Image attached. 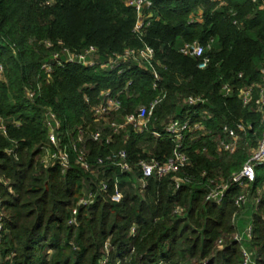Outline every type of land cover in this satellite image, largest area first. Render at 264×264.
<instances>
[{"label": "trees", "instance_id": "trees-1", "mask_svg": "<svg viewBox=\"0 0 264 264\" xmlns=\"http://www.w3.org/2000/svg\"><path fill=\"white\" fill-rule=\"evenodd\" d=\"M127 1L0 0V264H242L241 247L253 264H264V164L256 166L246 190L232 183L249 157L247 148H256L263 133L257 89L248 106L240 91L262 85L264 0H149L139 33ZM192 42L210 43L205 69L198 68L201 59L179 52ZM91 47L93 66L66 63V51L82 54ZM145 47L153 50L148 64L101 67ZM104 91L121 108L97 121L92 110ZM191 98L202 102L190 104ZM155 102L141 133L128 127L110 145L85 135L88 162L124 150L130 173L111 166L86 172L73 154L65 173L41 165L47 112L60 121L58 137L69 145L81 130L110 134L108 123ZM171 121L190 124L180 143L186 164L140 182L139 162L162 164L172 157L176 143L165 132ZM237 123L246 131L230 155L219 142L226 141L223 128ZM101 181L105 194L97 189ZM223 184L219 204L205 200ZM115 187L119 203L109 200ZM89 193L96 194L94 202L77 206ZM242 193L248 201L237 208ZM248 227L250 237L243 236ZM235 235L243 241H234Z\"/></svg>", "mask_w": 264, "mask_h": 264}, {"label": "built area", "instance_id": "built-area-1", "mask_svg": "<svg viewBox=\"0 0 264 264\" xmlns=\"http://www.w3.org/2000/svg\"><path fill=\"white\" fill-rule=\"evenodd\" d=\"M127 5L132 7L137 14V21L134 26V32L139 33L143 27L144 17L142 15L144 9H148L151 6L149 0H128ZM210 49V43H206L205 46L198 42L186 43L180 48V53L184 56L192 57L195 59H201L198 68L200 70L205 69L209 64V58L206 57L205 51ZM95 49L89 48L82 54H73L66 51V63H76L83 66H93L95 63ZM153 58V50L149 47H145L142 50H126L123 55L116 56L115 59H111L108 63L103 64V69L112 68L120 61L132 60L140 65L143 63H149ZM55 66H62L61 60L58 55L53 56ZM43 70L46 73L52 71L51 65H43ZM155 79L157 76L154 75ZM3 78V69L0 66V80ZM261 86H248L240 91V99L243 106H248L253 100L252 95L254 89H257L258 94L254 100L256 111L260 114L261 125L263 127V133L261 138L258 140L256 148L249 152V157L243 164L240 172L232 177L233 185L238 186L242 190H246L250 184L255 181V168L258 165L264 164V69L261 70ZM224 91L228 93L227 86L224 87ZM29 98L32 94H28ZM190 104L202 102L200 99H189ZM156 106V102L149 106H140L134 114L125 116L120 122H110L107 127L110 134L104 135L103 130H96L94 132L87 133L86 131H79L75 140H71L69 145L62 144L58 137V131L60 129V121L57 119L54 113L47 112L45 114V126L47 128V145L41 148V165L44 167L57 166L62 173H65L70 168L71 156H74V163L86 172L93 173L94 168H104L105 166L114 167L119 171L120 174L130 173L131 165L128 161L126 151L120 150L117 152H111L104 158H96L94 163L88 162V151L85 147L86 139L93 143L104 142L105 145H110L113 142V136H117L120 132L130 127L133 131L141 133L147 128V124L153 116V111ZM121 108L120 102L110 92L104 91L101 93L100 102L93 107V115L95 120H104L108 115L117 113ZM199 125H194V129H198ZM190 130V124L188 121L179 122L171 121L165 126V132L171 137L176 143V147L173 151L172 157L165 163H158L155 160L148 162H139V168L141 172L140 182L150 178L152 175L162 176L170 173H176L178 169L182 168L186 162V156L180 151V143L185 132ZM0 131L5 134V128L0 124ZM246 131V127L242 123H237L234 128L225 126L223 133L226 136V141L219 142V148L228 154H233L237 149V143L239 135ZM85 135L87 138L85 139ZM93 165V166H92ZM179 181L176 180V186L178 187ZM97 189L105 194L107 193V185L101 181ZM227 189L226 185H219L213 188L205 197L206 201L219 204L223 193ZM96 194L89 193L81 197L77 203V206H88L94 202ZM122 199V194L115 187L114 192L110 195L109 200L112 203H119ZM248 201V193H242L235 199V206L240 208L244 206ZM73 215L76 214V210H73ZM70 223H75L72 220ZM251 229L246 228L243 232V236L250 237ZM234 241L241 243L243 237L241 235H235ZM221 242L218 241V248ZM241 259L242 264H253L251 254L241 247Z\"/></svg>", "mask_w": 264, "mask_h": 264}, {"label": "rangeland", "instance_id": "rangeland-1", "mask_svg": "<svg viewBox=\"0 0 264 264\" xmlns=\"http://www.w3.org/2000/svg\"><path fill=\"white\" fill-rule=\"evenodd\" d=\"M103 124H105V123H103ZM247 149H248V152H250L252 150V148H247Z\"/></svg>", "mask_w": 264, "mask_h": 264}]
</instances>
